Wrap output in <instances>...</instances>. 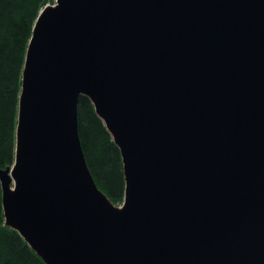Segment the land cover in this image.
I'll list each match as a JSON object with an SVG mask.
<instances>
[{
  "label": "water",
  "instance_id": "1",
  "mask_svg": "<svg viewBox=\"0 0 264 264\" xmlns=\"http://www.w3.org/2000/svg\"><path fill=\"white\" fill-rule=\"evenodd\" d=\"M27 50L5 225L46 264H264V0H54ZM81 96L122 157L85 158Z\"/></svg>",
  "mask_w": 264,
  "mask_h": 264
},
{
  "label": "trees",
  "instance_id": "2",
  "mask_svg": "<svg viewBox=\"0 0 264 264\" xmlns=\"http://www.w3.org/2000/svg\"><path fill=\"white\" fill-rule=\"evenodd\" d=\"M54 0H0V167L12 166L22 75L36 20ZM79 134L89 169L99 188L115 204L125 195L120 150L92 102L84 96L78 105ZM0 264H46L21 235L5 225L0 182Z\"/></svg>",
  "mask_w": 264,
  "mask_h": 264
},
{
  "label": "rangeland",
  "instance_id": "3",
  "mask_svg": "<svg viewBox=\"0 0 264 264\" xmlns=\"http://www.w3.org/2000/svg\"><path fill=\"white\" fill-rule=\"evenodd\" d=\"M117 206H121L120 204H116Z\"/></svg>",
  "mask_w": 264,
  "mask_h": 264
}]
</instances>
